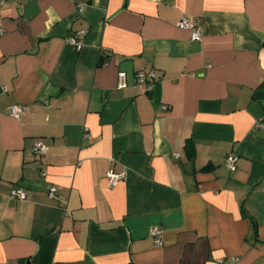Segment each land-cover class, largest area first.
<instances>
[{
  "label": "crops",
  "instance_id": "obj_1",
  "mask_svg": "<svg viewBox=\"0 0 264 264\" xmlns=\"http://www.w3.org/2000/svg\"><path fill=\"white\" fill-rule=\"evenodd\" d=\"M0 29V264H264V0H0Z\"/></svg>",
  "mask_w": 264,
  "mask_h": 264
},
{
  "label": "built area",
  "instance_id": "obj_2",
  "mask_svg": "<svg viewBox=\"0 0 264 264\" xmlns=\"http://www.w3.org/2000/svg\"><path fill=\"white\" fill-rule=\"evenodd\" d=\"M84 2H81L78 4L80 8L84 6ZM194 22L195 29L192 32L191 38L193 40H198L200 39L202 35V27H201V20L200 18H194V19H189V18H183L179 20L176 25L181 28H187L189 26H192L190 23ZM86 30L85 29H80L78 30L74 37L71 39V43L75 45L78 49L81 48L82 46V41L81 38L85 35ZM3 34V30L0 29V35ZM158 79V75L155 71H147V70H141L137 71L135 73V83L138 85H143L146 87L147 90H150L154 82ZM118 86L119 87H126L128 86V75L125 71H120L119 76H118ZM25 111V106L24 105H12L9 109V113L18 118L20 115ZM257 127H262L264 128V124L258 123ZM33 151L40 155L41 157H44L48 151V147L41 142L40 140H36L33 144ZM176 157H179V153H175ZM239 160V157L235 154H228L226 157V165L229 169H234L236 167V164ZM41 174L43 176L46 175V170H41ZM105 178L108 181V184L110 187H115L120 181L125 180L126 178V172H115L113 170H108L105 172ZM58 187L55 185H52L49 189L48 195L52 198H54L57 194ZM26 196V190L22 187H18L13 189L10 192V197L11 198H23ZM150 233L154 238V241L156 245L162 246L163 245V230L158 227V226H152L150 227ZM221 262V260H219ZM230 264H240L239 263V258L234 257L232 262Z\"/></svg>",
  "mask_w": 264,
  "mask_h": 264
}]
</instances>
